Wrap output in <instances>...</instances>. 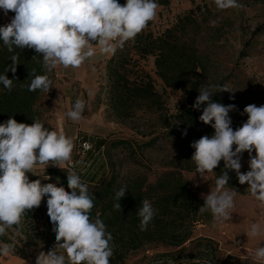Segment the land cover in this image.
<instances>
[{"label": "clouds", "instance_id": "clouds-1", "mask_svg": "<svg viewBox=\"0 0 264 264\" xmlns=\"http://www.w3.org/2000/svg\"><path fill=\"white\" fill-rule=\"evenodd\" d=\"M219 10L240 7L238 0H213ZM157 0H0V10L11 21L0 26V40L9 52L32 49L42 56V67L51 73L58 66L65 69L80 68L86 61L99 55H114L125 44L134 41L158 14ZM18 55L11 56V64L0 74V84L12 90L13 80L6 73L16 72ZM32 76L28 91L49 93L53 81L49 75L29 73ZM229 91L216 85H204L192 107L201 110L199 120L214 129L211 136L204 135L191 143L195 151L191 161L196 174L202 178L215 172L220 162L224 169L215 179V187L202 194L204 204L200 213L210 212L217 224H226L235 208L238 192L229 185L228 170L236 173L241 185L247 183L248 192L260 205H264V105H247L241 115L246 122L235 130L230 112L235 104L224 105L213 100L218 92ZM231 98V97H230ZM85 102L77 99L65 115L79 122ZM182 135L186 136L185 130ZM73 138L63 130H50L39 120L31 124L17 122L10 117L0 123V236L8 229L22 225L30 210L39 208L47 197V215L53 225L55 244L47 252L41 251L35 264H110L114 254L113 236L97 216L91 217L94 198L88 185L75 171H67L68 188L56 183L42 184L40 179L30 181L38 165L61 169L72 165ZM249 154V169L241 172L242 154ZM255 152L253 156L252 153ZM51 177L47 176L46 180ZM127 187L115 192L113 207L122 212L120 200ZM137 215L140 230L146 231L156 215L148 199L141 202ZM248 239L261 238L250 255L256 264H264V223L251 222L246 230ZM14 251V244H0V256Z\"/></svg>", "mask_w": 264, "mask_h": 264}, {"label": "rangeland", "instance_id": "rangeland-1", "mask_svg": "<svg viewBox=\"0 0 264 264\" xmlns=\"http://www.w3.org/2000/svg\"><path fill=\"white\" fill-rule=\"evenodd\" d=\"M252 1L250 0L252 4L249 5L238 0L240 7L219 10L213 0H170L167 5H159L156 18L145 29L160 35L189 12H196L200 20L206 17L205 21H199L201 29L194 39L201 51L212 59L211 74L215 79L214 83H221L222 87L231 91L224 93L241 107L249 104L264 105V0L257 3ZM205 3L208 4V9L204 7ZM243 49L247 54L241 55ZM107 60L100 64L85 62L77 69L58 66L51 73H47L53 81L52 89L49 93L43 92L37 104V120L50 130H63L73 138L74 145L75 139L80 136H86L92 142L98 141V145L102 143L101 159L105 162V168L99 170V178L106 174H116L120 181L144 176L149 182H155L165 172L174 169V165L178 163L177 154L186 145V136L182 135L184 131L171 134L166 123L169 118L174 120L173 116L186 106L187 95L181 89L164 84L157 75L154 56H135L130 66L134 68V76L137 73L144 74L152 80L159 95L161 109L144 105L133 117L124 121L118 120L111 110ZM77 99L85 102V109L82 119L73 122L65 113ZM247 118V114H244L236 115L233 119L236 126H241ZM154 137L158 139L153 145H144ZM122 140L129 141V144H120ZM81 157L83 155L79 153L78 147L74 146L72 161L77 164ZM248 161L249 154L244 152L241 172L250 170ZM79 166L64 165L62 168L76 172ZM52 168L59 167L48 166L45 169L38 165L35 175L31 174V181L40 179L42 184L48 183L46 173ZM182 174L200 197L215 187L213 173L202 178L195 170L182 169ZM248 187L246 183L245 193L235 189L238 192L235 208L226 224H217L212 219L195 226L193 237L213 239L216 248L212 250L205 248L204 243L199 246L188 242L183 255L189 256L182 261L190 260L195 253L203 252L213 256L211 262L217 260L216 264H256L250 252L261 238L248 239L245 232L251 222L264 223V205L255 201L248 192ZM46 201L47 197L40 206L45 212ZM261 246H264V241ZM171 250L177 249L148 245L128 255L125 264H178V260L161 256ZM41 251L43 250L36 249L29 260L11 253L2 256L0 264H35ZM5 258L9 259V263Z\"/></svg>", "mask_w": 264, "mask_h": 264}, {"label": "trees", "instance_id": "trees-1", "mask_svg": "<svg viewBox=\"0 0 264 264\" xmlns=\"http://www.w3.org/2000/svg\"><path fill=\"white\" fill-rule=\"evenodd\" d=\"M207 1V0H203ZM261 0H253L257 3ZM121 4L126 0H119ZM170 0H157L159 5H167ZM245 4H252L250 0H242ZM204 7L208 9V4ZM200 8V7H199ZM206 17L199 19L196 12H189L171 28L166 29L162 34L155 35L152 31L144 29L137 35L134 41L127 42L123 49L117 50L108 60L107 75L109 80V94L112 115L121 121L134 116L135 112L144 105L156 106L161 109L159 95L155 90L152 80L144 74L134 76V68L131 61L135 56L144 58L155 57L157 75L168 87L183 90L187 95V104L176 113L172 120L167 119L166 127L170 133L176 135L178 132L187 131L185 137L186 145L177 154L174 169L165 172L155 182H149L144 176L129 178L120 181L118 175L107 174L99 178V170L105 168V162L101 159V146L98 141H91L92 149L86 153L74 166L77 174L83 183L88 185L89 195L94 198V208L91 217L97 216L105 223L107 231L113 236L114 254L110 258V264H125L128 255L139 251L148 245H163L173 247L171 250L162 253V257L178 260V264H212L213 256L203 252L192 255V259L182 261L189 255H183L187 250L186 243L203 245L205 248L214 250L215 241L210 238L193 237V231L198 223H205L213 219L210 212L200 213L198 210L204 204L202 197L198 196L190 187L188 180L183 176L182 169L195 170V164L191 156L195 151L190 147L191 143L204 135L211 136L214 129L199 120L201 110L193 109L192 105L199 95L198 90L204 85L221 86L215 84L211 74L212 59L201 51L197 41L194 39L196 33L201 29L199 21H205ZM247 54L242 50L241 55ZM18 55V65L13 74L9 70L6 75L13 80V87L8 91L0 84V123L6 122L10 117L17 122L31 124L38 119L39 113L37 104L40 101L43 91H28V85L32 78L29 73L35 70V74H47L42 67V56L36 54L32 49H15L9 52L0 40V74L12 63L11 56ZM137 61V59H135ZM137 72V71H136ZM213 100L224 105L235 104L236 110L229 113L232 119V127L235 130L240 126L235 125L234 116H243L241 113L245 107L218 92L213 95ZM236 113V115H234ZM171 119V120H170ZM158 137L144 143L153 145ZM120 144H129V141L122 140ZM98 166V167H97ZM224 169V162L214 169V183L216 177ZM50 180L48 183H55L68 188L67 171L60 168L49 169L46 173ZM229 185L242 193L246 192V183L241 185L236 173L228 170ZM29 179L33 178L31 173ZM122 186L127 187L125 196L120 200L122 212L114 209L116 203L114 196ZM148 199L156 209V215L147 227L146 231L140 230V218L137 215L141 202ZM53 225L47 212L42 207L30 210L24 217L22 225L17 228L8 229L3 236H0V244H14L13 255L24 260H29L36 249L47 252L55 244V233ZM207 258H206V257ZM0 256V263H1ZM206 258V259H205ZM209 261V262H208Z\"/></svg>", "mask_w": 264, "mask_h": 264}, {"label": "crops", "instance_id": "crops-1", "mask_svg": "<svg viewBox=\"0 0 264 264\" xmlns=\"http://www.w3.org/2000/svg\"><path fill=\"white\" fill-rule=\"evenodd\" d=\"M13 16H14L13 12H9L7 14V16H5L3 14V10H0V26H4V25L8 24L11 21V18ZM110 56L111 55L105 56V55H99L98 54L96 57H94V58H92V59H90V60H88L86 62H88V63L90 62L92 64H100L101 62H103V61L105 62L107 59H109ZM5 260L9 263V259L5 258ZM18 261H21V260H18Z\"/></svg>", "mask_w": 264, "mask_h": 264}, {"label": "built area", "instance_id": "built-area-1", "mask_svg": "<svg viewBox=\"0 0 264 264\" xmlns=\"http://www.w3.org/2000/svg\"><path fill=\"white\" fill-rule=\"evenodd\" d=\"M79 149V153H81L83 156L88 153L92 149L91 141L86 139L84 136L77 137L75 139V145ZM74 165V162L72 161V166Z\"/></svg>", "mask_w": 264, "mask_h": 264}]
</instances>
